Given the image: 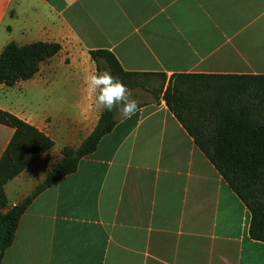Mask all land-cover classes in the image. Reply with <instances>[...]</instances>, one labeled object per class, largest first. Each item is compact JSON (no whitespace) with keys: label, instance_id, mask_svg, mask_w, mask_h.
Segmentation results:
<instances>
[{"label":"crops","instance_id":"1","mask_svg":"<svg viewBox=\"0 0 264 264\" xmlns=\"http://www.w3.org/2000/svg\"><path fill=\"white\" fill-rule=\"evenodd\" d=\"M56 43L29 80L0 84V110L53 146L4 186L29 198L99 118L89 51L125 72L264 76V0H0L9 43ZM13 129L0 124V157ZM250 215L163 100L116 120L76 171L32 197L0 264H264Z\"/></svg>","mask_w":264,"mask_h":264},{"label":"trees","instance_id":"2","mask_svg":"<svg viewBox=\"0 0 264 264\" xmlns=\"http://www.w3.org/2000/svg\"><path fill=\"white\" fill-rule=\"evenodd\" d=\"M59 51L60 45L56 43L7 44L0 54V84L12 87L31 79L39 65ZM89 57L96 69L102 60L117 79L154 75L123 71L115 57L105 50L89 51ZM176 76L198 80L210 93L191 118L177 111L179 107L190 109L191 105H181L167 91L163 98L166 107L249 212L250 239L264 244V76ZM115 123L112 112L102 111L93 131L79 147L64 148L60 160L32 195L0 216V260L30 199L75 172L79 160L95 151ZM0 124L14 131L0 157V208H6L4 186L52 148L53 142L33 126L1 110Z\"/></svg>","mask_w":264,"mask_h":264},{"label":"rangeland","instance_id":"3","mask_svg":"<svg viewBox=\"0 0 264 264\" xmlns=\"http://www.w3.org/2000/svg\"><path fill=\"white\" fill-rule=\"evenodd\" d=\"M96 70L97 74L101 72H108L111 76H113L111 69L102 60L99 61V69ZM118 80L126 87V95L128 96V99L135 100L137 107L156 102L158 100H163L165 95L164 93L167 91L170 95H173L174 100L179 102L181 105L186 103L191 105V108L187 110H184L181 107L177 109L182 116L189 118L195 116L194 114L197 113L196 107L201 104L204 96H207L208 93H210V91L207 93L204 90L200 81L177 76L167 77L162 74L145 76L139 75L132 78ZM119 106L120 105L114 106L111 111L113 120H117L124 116L122 112L117 110L116 107ZM98 111L100 115L103 110L98 108ZM5 212H7V208H0V216Z\"/></svg>","mask_w":264,"mask_h":264},{"label":"clouds","instance_id":"4","mask_svg":"<svg viewBox=\"0 0 264 264\" xmlns=\"http://www.w3.org/2000/svg\"><path fill=\"white\" fill-rule=\"evenodd\" d=\"M85 84L87 92L95 96L97 108L111 112L114 106L120 105L116 108L125 117H130L136 112V101L128 99L126 87L108 72L89 75Z\"/></svg>","mask_w":264,"mask_h":264}]
</instances>
